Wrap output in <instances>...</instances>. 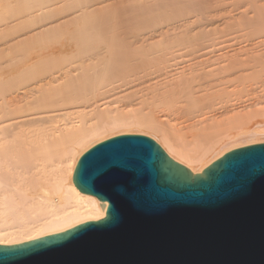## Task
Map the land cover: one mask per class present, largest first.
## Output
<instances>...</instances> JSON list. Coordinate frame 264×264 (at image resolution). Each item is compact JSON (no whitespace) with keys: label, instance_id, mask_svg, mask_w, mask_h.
Instances as JSON below:
<instances>
[{"label":"bare ground","instance_id":"bare-ground-1","mask_svg":"<svg viewBox=\"0 0 264 264\" xmlns=\"http://www.w3.org/2000/svg\"><path fill=\"white\" fill-rule=\"evenodd\" d=\"M112 1L0 0V246L105 218L73 178L110 138L148 137L192 176L264 144V0Z\"/></svg>","mask_w":264,"mask_h":264},{"label":"water","instance_id":"water-1","mask_svg":"<svg viewBox=\"0 0 264 264\" xmlns=\"http://www.w3.org/2000/svg\"><path fill=\"white\" fill-rule=\"evenodd\" d=\"M73 179L106 217L0 246V264H264V144L192 176L150 138L121 135L85 152Z\"/></svg>","mask_w":264,"mask_h":264},{"label":"rangeland","instance_id":"rangeland-1","mask_svg":"<svg viewBox=\"0 0 264 264\" xmlns=\"http://www.w3.org/2000/svg\"><path fill=\"white\" fill-rule=\"evenodd\" d=\"M122 1L125 3V0H113L111 3H115V7H118V6L122 5V3H123ZM126 1H127V0H126ZM231 1H232V0H231ZM241 2L243 3L242 0H241ZM244 2H245V1H244ZM118 3H119V5H118ZM120 3H121V4H120ZM124 3H123V4H124ZM245 3L248 4L247 1H246ZM245 3H244V4H245ZM261 4H264V2L261 3ZM236 5L238 6V8L236 9V11H234V10H235V9H234V10L231 12V14L229 13V9H228V11H223V12L221 11V12H219V13H222V16L225 15V17H226V15H228V14H230V15L234 14V15H235V14L241 12V11L243 12V10H244V11H248L247 8L249 7V6H248L249 4L247 5L248 7H247V6L244 7L243 4H242L243 7L240 6L241 3L236 4ZM236 5H235V6H236ZM237 6H236V7H237ZM256 6H257V4H256ZM236 7H235V8H236ZM238 9H239V10H238ZM249 9H250V7H249ZM250 10L253 11V8L250 9ZM255 10H256V8H255ZM255 10H254V11H255ZM258 10H259V9H258ZM260 11H261V10H260ZM258 12H259V11H258ZM219 13H217V14H218V17H216L217 20H218V19L220 20V18H223L222 16L220 17V14H219ZM249 13H250V12H249ZM217 14H216V16H217ZM263 14H264V11H263V13L260 14V16L263 15ZM258 16H259V15H258ZM70 18H71L70 16H69V17L67 16V18H65V19H63V20H61V21H65V20L68 21ZM222 20H223V19H222ZM222 20L219 21V24H221V25H219V24L217 23V28H218L219 30L221 29V32H222L221 35H220V34H218L219 36L216 35V37H219L218 39H219L220 41H222V40H226V39L229 40L230 38H231V40H232L234 37L237 39V40H235V38H234L233 40H235V41H238L239 39H242V40H243V38H238V34L243 33V31H240V30L237 31L238 29H235V30H234L235 27H233V26H231L232 29H231V27H230V28H229V27H228V28H227V27L225 28V27H224L225 24H224V22H223ZM220 22H223V25H222V23H220ZM223 28H224V29H223ZM222 29H223V30H222ZM224 31H225V32H224ZM236 31H237V32H236ZM36 33H37V31H35V33L33 32L34 36H35ZM223 33H224V34H223ZM33 34H32V32H31V34H27V35L23 36L21 39H23V38H24V39H25V38L27 39L28 37H30V35H32L31 38H33ZM222 35H224V37H223ZM236 35H237V36H236ZM221 36H222V37H221ZM220 37H221V38H220ZM232 37H233V38H232ZM31 38H28V39H31ZM219 40H218V41H219ZM233 40H232V42H234ZM242 40H241V41H242ZM20 41H21V40H20ZM238 42H239V41H238ZM230 43H231V42H230ZM235 43H237V42H235ZM236 46L238 47L239 45H236ZM56 47H58V46H56ZM56 47H55V46H51V47H49V51H50L52 48L54 49V48H56ZM58 48L60 49V47H58ZM58 48H56V49H58ZM53 49H52V50H53ZM54 50H55V49H54ZM45 52H46V51H45ZM33 55L36 57L37 54H33ZM35 57H34V60H33V61H35V59H37V57H36V58H35ZM32 59H33V56H32ZM152 72H153V71H152ZM142 75H143V74H142ZM156 76H157V73H156V74H151V75L148 76L147 79H151V80L155 81ZM133 84H135V82L132 83V85H133ZM135 89H136V88H135ZM137 89H138V88H137Z\"/></svg>","mask_w":264,"mask_h":264},{"label":"snow or ice","instance_id":"snow-or-ice-1","mask_svg":"<svg viewBox=\"0 0 264 264\" xmlns=\"http://www.w3.org/2000/svg\"><path fill=\"white\" fill-rule=\"evenodd\" d=\"M30 239H35V238H30Z\"/></svg>","mask_w":264,"mask_h":264}]
</instances>
